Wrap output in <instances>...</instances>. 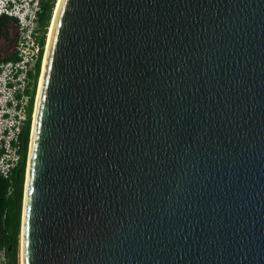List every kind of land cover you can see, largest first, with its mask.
Masks as SVG:
<instances>
[{
	"label": "water",
	"instance_id": "1",
	"mask_svg": "<svg viewBox=\"0 0 264 264\" xmlns=\"http://www.w3.org/2000/svg\"><path fill=\"white\" fill-rule=\"evenodd\" d=\"M35 111L18 264H264V0H61Z\"/></svg>",
	"mask_w": 264,
	"mask_h": 264
},
{
	"label": "built area",
	"instance_id": "2",
	"mask_svg": "<svg viewBox=\"0 0 264 264\" xmlns=\"http://www.w3.org/2000/svg\"><path fill=\"white\" fill-rule=\"evenodd\" d=\"M40 1L24 0L22 7L25 10L21 11L9 9L8 0H0V16L17 20V39L12 54L17 55L18 61L0 60V175L6 179L12 177L21 160V134L30 119L32 92L35 89V80L31 75L36 74L40 59L43 64L45 57L46 44H41L42 33L37 23ZM36 99L35 94L32 121ZM12 192L13 188L9 187V194ZM0 264H8L5 249L0 250Z\"/></svg>",
	"mask_w": 264,
	"mask_h": 264
},
{
	"label": "trees",
	"instance_id": "3",
	"mask_svg": "<svg viewBox=\"0 0 264 264\" xmlns=\"http://www.w3.org/2000/svg\"><path fill=\"white\" fill-rule=\"evenodd\" d=\"M57 0H41L40 12H38V27L42 33L41 44H46V33L51 24ZM17 20L6 15L0 16V53L3 48H14L17 39ZM43 56V54H42ZM4 61H18L15 54L4 58ZM41 59L36 68V74L31 75L35 80V89L32 92V103L29 110L30 119L23 128L21 134V160L12 177L6 179L0 175V250L7 252L8 264H18L17 257L20 250V238L22 228V215L24 203V191L26 181L27 160L32 128V117L36 86L41 74ZM9 187L13 192L9 194Z\"/></svg>",
	"mask_w": 264,
	"mask_h": 264
},
{
	"label": "rangeland",
	"instance_id": "4",
	"mask_svg": "<svg viewBox=\"0 0 264 264\" xmlns=\"http://www.w3.org/2000/svg\"><path fill=\"white\" fill-rule=\"evenodd\" d=\"M57 4H58V0H57V2H56V7H57ZM56 7H55V10H56ZM55 10H54V13H55ZM53 18H54V14H53ZM53 18H52L51 24H50V26H49L48 35H49V33H50V28H51V26H52ZM47 41H48V38H47ZM46 47H47V43H46ZM2 51H3V52L0 53V60H1V61H2L4 58L9 57V56L12 54L13 49H12V48L10 49V48H6V47H4ZM45 53H46V50H45ZM44 56H45V55H44ZM44 58H45V57H44ZM42 69H43V64H42ZM42 69H41V74H40V77H39V79H38V83H37L38 87H37L36 97H37V94H38V91H39V84H40V81H41ZM36 100H37V99H36ZM33 121H34V120H33ZM33 121H32V125H33ZM31 131H32V128H31ZM30 139H31V136H30ZM28 153H29V152H28ZM19 253H21V238H20V250H19ZM19 264H21V262H20Z\"/></svg>",
	"mask_w": 264,
	"mask_h": 264
},
{
	"label": "clouds",
	"instance_id": "5",
	"mask_svg": "<svg viewBox=\"0 0 264 264\" xmlns=\"http://www.w3.org/2000/svg\"><path fill=\"white\" fill-rule=\"evenodd\" d=\"M24 0H8V8L12 10L20 9L21 11H24Z\"/></svg>",
	"mask_w": 264,
	"mask_h": 264
},
{
	"label": "bare ground",
	"instance_id": "6",
	"mask_svg": "<svg viewBox=\"0 0 264 264\" xmlns=\"http://www.w3.org/2000/svg\"><path fill=\"white\" fill-rule=\"evenodd\" d=\"M60 1L61 0H58V4H57V7H56V10H55V13H54V19H53V22H52V26H53V23H54V20H55V17H56V13H57ZM52 26L50 28V33L48 35L47 47H48V43H49V39H50V35H51ZM47 47H46V51H47ZM45 56H46V53H45ZM44 61H45V58H44ZM43 67H44V62H43ZM41 78H42V75H41ZM40 84H41V81H40ZM40 84H39V89H40ZM38 94H39V91H38ZM37 99H38V95H37ZM36 105H37V100H36ZM35 113H36V111L34 112V121H35Z\"/></svg>",
	"mask_w": 264,
	"mask_h": 264
}]
</instances>
